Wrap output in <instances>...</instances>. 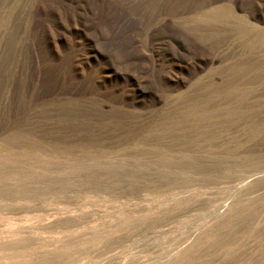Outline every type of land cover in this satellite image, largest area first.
Returning a JSON list of instances; mask_svg holds the SVG:
<instances>
[{"label": "rangeland", "instance_id": "obj_1", "mask_svg": "<svg viewBox=\"0 0 264 264\" xmlns=\"http://www.w3.org/2000/svg\"><path fill=\"white\" fill-rule=\"evenodd\" d=\"M0 160V264H264V0H0Z\"/></svg>", "mask_w": 264, "mask_h": 264}, {"label": "bare ground", "instance_id": "obj_2", "mask_svg": "<svg viewBox=\"0 0 264 264\" xmlns=\"http://www.w3.org/2000/svg\"><path fill=\"white\" fill-rule=\"evenodd\" d=\"M9 155H11V153H9ZM13 156H14V154H13ZM15 158H17V157H15ZM12 159H14V158H12ZM10 169H11V167H10ZM10 169H8V170H10ZM12 169H13V167H12ZM9 173H10V171L8 172V171L3 170V169L0 168V199H8V200H11V199H26V198L28 199L31 196H36L38 194L46 193V192H48V191L51 190V184L48 183L47 177L45 178L44 176L42 177V176H38V175L37 176L36 175H33L32 176V175H29V174H25L24 172H21L19 170H12L11 173H13L14 174L13 176L16 178L14 181L17 180L18 182H21V183L18 184V185H15L16 182H14V184H12V182H11L12 185H10V183L8 182L9 184H7L6 183L7 182L6 180H8L9 178H11V177H9L11 174H9ZM12 179H14V178H12ZM22 183H23V185H22ZM33 184L34 185H37V186L34 187ZM54 185L55 184H52V186H54ZM67 189H69V186H68ZM29 199H32V198H29Z\"/></svg>", "mask_w": 264, "mask_h": 264}]
</instances>
